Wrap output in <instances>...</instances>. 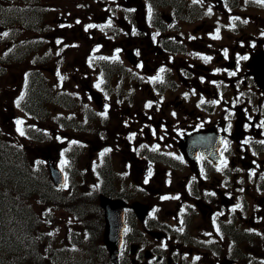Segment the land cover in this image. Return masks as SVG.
<instances>
[{
  "label": "flooded vegetation",
  "instance_id": "obj_1",
  "mask_svg": "<svg viewBox=\"0 0 264 264\" xmlns=\"http://www.w3.org/2000/svg\"><path fill=\"white\" fill-rule=\"evenodd\" d=\"M103 6L125 70L88 102L106 141L83 155L101 218V195L125 203L118 262L264 264V0Z\"/></svg>",
  "mask_w": 264,
  "mask_h": 264
},
{
  "label": "trees",
  "instance_id": "obj_2",
  "mask_svg": "<svg viewBox=\"0 0 264 264\" xmlns=\"http://www.w3.org/2000/svg\"><path fill=\"white\" fill-rule=\"evenodd\" d=\"M13 1L2 0L0 27L16 24L20 34L23 30L29 32L30 26L31 29H39L37 22L43 20L44 15L28 5L31 0H20L21 6L12 5ZM40 1L42 3L43 0ZM33 4V7L40 8L37 6L39 2L34 1ZM38 50V46L32 43H21L15 51L0 55V63L4 60L23 64L22 61L30 59ZM43 61V58H35L33 62ZM29 63L31 67L35 66L31 60ZM28 75L30 84L34 83L27 91L28 99L37 110L40 106L36 103H40L46 95L51 96L52 89L38 69H32ZM34 88V95H31ZM13 150L19 152L17 159ZM26 159L17 146L5 141L3 145L0 144V264H112L104 258L101 243L103 218L97 202L82 193L84 188H75L71 193L59 192L49 181L40 180L30 170ZM49 205L88 215V224H84L79 238L75 237L73 246L67 245L65 239L62 245L55 246L53 234L58 228L53 231L48 229L50 221L47 220L50 219L42 209Z\"/></svg>",
  "mask_w": 264,
  "mask_h": 264
},
{
  "label": "rangeland",
  "instance_id": "obj_3",
  "mask_svg": "<svg viewBox=\"0 0 264 264\" xmlns=\"http://www.w3.org/2000/svg\"><path fill=\"white\" fill-rule=\"evenodd\" d=\"M60 5L64 8H69L67 12L61 9V12H57V15L64 14V17H68L69 24L71 28H62L53 31V35H67L70 32V36L67 35V46H74L76 44H71L73 42L80 41L82 45V49L80 52L72 53V56H68L72 59V62H69L66 65V72L69 76L68 80L66 81L65 85L63 86L62 91L66 92L67 90V97L72 98L71 103H63V107H53L48 105L49 108V115L45 118H34L28 115L25 111L21 109V101L24 99V86L26 75L25 70L20 68H12L7 72V76L4 78L3 76L0 77V89H1V96H0V129L7 131L9 136L15 141H19L24 148L25 154L34 166L35 171L40 175L49 179V169L46 164V156L52 154L55 158L56 163L64 169V167H70L72 164L73 159L82 160L84 163H88L89 158L85 157L84 155H80L81 147L84 139H80L79 134L77 131L80 129L77 128L81 126L79 117H73L72 115L78 111L75 108L76 105L86 104L92 99L89 97V93L87 91L86 86L84 85V81L89 79L91 87L95 88V80L97 79L98 74L93 69H88L89 78L81 77L79 74H69L68 71L70 69L75 68V66L79 67L82 65L89 53V49L94 48L98 51V48L101 50L103 46L106 45L107 38H105L108 33H93L90 34L89 32H81V22L77 21L79 18L84 17V20H91L95 18V15H99L98 17H104V15L109 14L108 10H100L99 8L92 5L91 8L86 6L82 7V10H78L75 6L79 3H83L84 5H88L92 2V0L78 2L76 0H57ZM18 1L14 3L17 5ZM97 4V3H96ZM2 12L3 10L0 9ZM55 11V10H54ZM101 15H100V13ZM55 13L50 12L49 19L47 23H54L58 25L60 21H55ZM122 18L118 17L115 18L116 24L113 25L115 27H120ZM114 21V22H115ZM125 26V21L123 22V27ZM101 41L99 42V39ZM77 40V41H76ZM79 43V42H78ZM117 43H122V39L119 38ZM124 44V43H123ZM125 45V44H124ZM78 46V45H77ZM127 59V55H125ZM25 65V64H24ZM42 69L43 67L40 66ZM43 71L46 72L47 68H43ZM54 73V69L52 66L48 68V74ZM65 73V72H64ZM99 78V77H98ZM75 87V90H74ZM36 89V88H34ZM74 90V91H71ZM91 104V103H88ZM52 109L53 112H52ZM21 121L22 123H18ZM80 122V123H79ZM22 125H32L35 126L37 130L42 129L44 130V139L40 137H36L33 133L31 134V138L25 134L21 135L20 130H22ZM30 138V139H28ZM97 143L98 140L94 139ZM47 207L51 206H44L42 207L43 210L46 211ZM42 210V211H43ZM54 217L59 219L60 221L68 224L71 222V219L68 217L67 212H60L56 211L54 213ZM71 226L75 227V223L71 222ZM68 232L65 234H61L62 238L69 241ZM56 240V237L54 238ZM54 240V241H55ZM104 257L107 259V255L104 253ZM108 260V259H107Z\"/></svg>",
  "mask_w": 264,
  "mask_h": 264
},
{
  "label": "water",
  "instance_id": "obj_4",
  "mask_svg": "<svg viewBox=\"0 0 264 264\" xmlns=\"http://www.w3.org/2000/svg\"><path fill=\"white\" fill-rule=\"evenodd\" d=\"M49 166L52 178L56 185L65 183V176L58 167L49 159ZM100 204L104 209L105 233L104 243L109 251L110 259L114 264H118L121 246L123 243V231L126 228L124 224V206L125 203L120 199H111L107 196H100Z\"/></svg>",
  "mask_w": 264,
  "mask_h": 264
},
{
  "label": "snow or ice",
  "instance_id": "obj_5",
  "mask_svg": "<svg viewBox=\"0 0 264 264\" xmlns=\"http://www.w3.org/2000/svg\"><path fill=\"white\" fill-rule=\"evenodd\" d=\"M89 27H91V26H89ZM207 59H210V58H207ZM161 71H163V69L161 70ZM150 106V105H149ZM18 123H22L21 121H18ZM20 134L21 135H23L24 133H23V130H20Z\"/></svg>",
  "mask_w": 264,
  "mask_h": 264
}]
</instances>
